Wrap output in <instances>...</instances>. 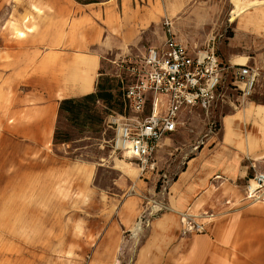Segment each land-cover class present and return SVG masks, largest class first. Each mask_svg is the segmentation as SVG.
<instances>
[{
	"label": "crops",
	"instance_id": "1",
	"mask_svg": "<svg viewBox=\"0 0 264 264\" xmlns=\"http://www.w3.org/2000/svg\"><path fill=\"white\" fill-rule=\"evenodd\" d=\"M140 1L29 0L28 14L20 23L17 10L0 9L2 145L19 147L29 158L49 154L61 102L96 92L105 58L117 54L134 57L133 50H166L168 31L167 39L160 34L155 40L150 34L161 18L170 21V14L177 15L174 7L189 0ZM11 14L13 20L5 26ZM251 16L252 20L233 15L234 37L229 45L216 50L223 63L247 66L257 73L252 95L244 108L234 110L232 106L244 96L239 88L226 86L214 107V111L224 107L219 133L209 137L187 161L170 185L166 200L178 213L215 215L204 236L190 238L189 253H244L252 256L246 264H264V202L249 204L245 198L248 179L264 172V4L252 9ZM171 32L190 53L207 46H201L202 42L190 47ZM159 43L160 48L151 47ZM195 111L204 113L199 107L182 112L177 131L164 136L154 154L164 139L179 131L185 115ZM135 161L139 166L138 159ZM140 205V196L125 200L107 241L115 240L116 224L121 230L122 224L132 225ZM156 225H171L175 232L177 224L160 218Z\"/></svg>",
	"mask_w": 264,
	"mask_h": 264
},
{
	"label": "rangeland",
	"instance_id": "2",
	"mask_svg": "<svg viewBox=\"0 0 264 264\" xmlns=\"http://www.w3.org/2000/svg\"><path fill=\"white\" fill-rule=\"evenodd\" d=\"M83 1V0H79ZM155 1V0H151ZM251 1V0H248ZM142 4L148 0L140 1ZM14 6V7H13ZM29 0H0V9L17 10L23 22ZM234 0H189L174 7L171 30L188 46L229 45ZM5 12V13H6ZM166 17L152 31L167 39ZM13 20L6 17L5 26ZM151 47L160 48L159 44ZM143 51L133 50L139 58ZM123 55L103 60L98 80L102 97L75 98L59 113L54 146L49 154L32 158L0 140V264H246L244 253H189V240L205 234H184L182 213L167 202L169 187L187 161L220 129L223 106L209 115L187 113L179 131L164 139L153 155L152 171L140 173L138 163L114 151L115 114H130L123 91L130 76L119 62ZM243 97L232 108H244ZM117 103L119 105H117ZM2 137V136H1ZM140 191L135 221L122 230L116 224L114 241L106 236L132 187ZM160 218L176 221L157 227ZM140 223L141 229L135 227ZM171 223V222H167ZM172 224V223H171ZM178 230V231H177ZM177 231V233H176ZM176 233V234H175ZM108 237V236H107Z\"/></svg>",
	"mask_w": 264,
	"mask_h": 264
},
{
	"label": "built area",
	"instance_id": "3",
	"mask_svg": "<svg viewBox=\"0 0 264 264\" xmlns=\"http://www.w3.org/2000/svg\"><path fill=\"white\" fill-rule=\"evenodd\" d=\"M168 27L166 50L150 48L141 57L125 56L119 64L130 80L124 99L130 114H115L109 125L114 130L113 149L138 159L140 171L155 169L153 155L161 139L177 131L180 115L192 107L213 113L226 86L239 88L244 97L252 95L257 73L250 67L223 63L217 54L216 37L194 53L177 41ZM249 204L264 202V172H256L245 185ZM184 234L206 233L212 213H182Z\"/></svg>",
	"mask_w": 264,
	"mask_h": 264
},
{
	"label": "bare ground",
	"instance_id": "4",
	"mask_svg": "<svg viewBox=\"0 0 264 264\" xmlns=\"http://www.w3.org/2000/svg\"><path fill=\"white\" fill-rule=\"evenodd\" d=\"M262 4H264V0H261V1L257 0V1H252V2H247L246 0H234V11H233L232 14L233 15H237V16L246 15L247 17L250 18V20H252L251 10L254 9L255 7L259 6V5H262ZM171 9L172 8H170L169 10L172 11ZM132 190H134V193L129 192V194H128V196H130L129 198H135V196L136 197L137 196H141L140 191H138L135 186L132 188ZM135 194H137V195H135ZM257 203H261V202H257ZM135 229L136 230L141 229L140 223L137 224ZM93 264H101V263L96 261ZM114 264H116V263H114Z\"/></svg>",
	"mask_w": 264,
	"mask_h": 264
},
{
	"label": "trees",
	"instance_id": "5",
	"mask_svg": "<svg viewBox=\"0 0 264 264\" xmlns=\"http://www.w3.org/2000/svg\"><path fill=\"white\" fill-rule=\"evenodd\" d=\"M102 96H103V94L99 91V86L97 85L96 92H94L93 94H90V95L84 96V98H85V99H90V98H95V97L100 98V97H102ZM72 100H74V99H67V100L62 101L61 104H60V111H61L62 109H64L65 105H66L67 103L71 102ZM117 105H119V104L117 103ZM122 105H124V106L127 107V105H126V101H125V99H124V91H123V103L121 104V106H122ZM59 113H60V112H59ZM56 130H57V129H56ZM55 135H56V132H55Z\"/></svg>",
	"mask_w": 264,
	"mask_h": 264
}]
</instances>
